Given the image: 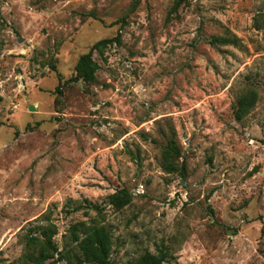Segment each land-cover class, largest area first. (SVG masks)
Segmentation results:
<instances>
[{"label": "rangeland", "instance_id": "rangeland-1", "mask_svg": "<svg viewBox=\"0 0 264 264\" xmlns=\"http://www.w3.org/2000/svg\"><path fill=\"white\" fill-rule=\"evenodd\" d=\"M175 1L0 0V264H30L25 237L48 223L64 258L47 264H71L79 222L110 231L111 264L162 245L164 264H264V0ZM117 34L93 84L64 85Z\"/></svg>", "mask_w": 264, "mask_h": 264}, {"label": "trees", "instance_id": "trees-1", "mask_svg": "<svg viewBox=\"0 0 264 264\" xmlns=\"http://www.w3.org/2000/svg\"><path fill=\"white\" fill-rule=\"evenodd\" d=\"M186 0H176L173 10L176 11L181 3ZM121 42L120 34H117L111 39L100 40L95 43L88 53L80 56L75 66V76L67 80L64 85L75 82H83L86 85H91L95 82L96 72L99 69L97 62L93 59V53L102 54L108 45ZM212 45L216 46H236L237 40L232 37H212ZM62 84H59L54 93L58 98L62 97ZM258 101L257 92L254 90L247 91L239 96L233 105V115L236 121L240 122L252 111ZM180 150L171 139L163 150L164 164L163 170L172 174L176 172L174 165L175 159H180ZM181 175L184 176V168L181 170ZM132 200V195L122 189L108 196V203L115 209H122L129 205ZM75 210H79L76 208ZM95 210L97 208L95 207ZM35 232L37 236L29 234L25 237V247L27 250L26 260L30 264H47L57 255V260H63L62 252L58 250L54 242L56 229L48 223L45 227H38ZM70 243L74 244L77 255L73 256L74 262L71 264H111L110 254L112 246V237L110 231L104 225L92 223L87 225L84 222L74 224L68 231ZM168 260V251L165 246H161L156 254L145 252L138 259L129 262V264H164Z\"/></svg>", "mask_w": 264, "mask_h": 264}, {"label": "water", "instance_id": "water-1", "mask_svg": "<svg viewBox=\"0 0 264 264\" xmlns=\"http://www.w3.org/2000/svg\"><path fill=\"white\" fill-rule=\"evenodd\" d=\"M31 110H33V109L31 108Z\"/></svg>", "mask_w": 264, "mask_h": 264}]
</instances>
